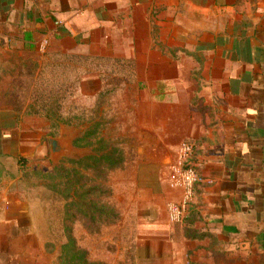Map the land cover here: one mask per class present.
Masks as SVG:
<instances>
[{"label": "crops", "instance_id": "0c3cea01", "mask_svg": "<svg viewBox=\"0 0 264 264\" xmlns=\"http://www.w3.org/2000/svg\"><path fill=\"white\" fill-rule=\"evenodd\" d=\"M163 27L176 44L171 57L187 53L202 82L180 85L187 94L170 106L173 136L160 137L157 150H138L133 164L124 152L111 171L124 221L133 234L144 226L138 250L147 264H264V0H0V45L19 53L20 76L28 59L142 58ZM18 113L0 109V222L25 229L35 203L28 167L46 150H16ZM184 139L194 144L199 180L176 225L167 204L182 190L170 186V167Z\"/></svg>", "mask_w": 264, "mask_h": 264}, {"label": "rangeland", "instance_id": "374dc122", "mask_svg": "<svg viewBox=\"0 0 264 264\" xmlns=\"http://www.w3.org/2000/svg\"><path fill=\"white\" fill-rule=\"evenodd\" d=\"M171 31L170 27L158 30V42L142 58L67 55L28 59L22 61L28 72L22 76L16 73L17 66H21V59L17 58L19 53L14 52L13 56L4 54L0 45V96L4 94L11 100H0L3 105L8 102L11 106L0 109L19 111V118L14 122L16 150H46L44 157L34 156L36 162L29 164L30 171H27L35 201L30 222L24 221L28 228L19 229L11 224L12 221L0 222V264H62L58 257L61 245L67 241L66 226L71 228L77 244L93 261L147 264L146 251L138 250V232L144 230V226L139 228L137 225L133 234L128 223L130 220L124 221V199L121 191L110 183L111 171L102 177L99 170L80 169L86 186L97 188L92 197L96 205L105 208L102 212L95 211V221L86 217L84 211L82 214L78 204L67 210L64 195L45 185L42 173L44 169L52 171L59 163L67 169L75 167L70 161L99 150L100 139L123 150L126 162L133 164L138 150H157L160 137L174 135L170 106L177 96L184 98L187 94L186 86L182 88L180 85L201 84L202 79L197 65L187 53L177 52L174 58L171 57V48L176 46L171 42ZM36 90L47 92L43 100L46 98L49 104H61L58 124L54 119L43 121L41 118L45 117L34 115L26 107L27 103L36 104ZM49 92L58 97H48ZM63 94L65 98H59ZM92 131L95 134L84 139ZM50 136L69 143L63 155L49 156ZM183 142L189 141H181L176 150ZM40 162L43 169L38 168L33 173V167ZM171 171L170 167V174ZM117 174L115 172L116 177ZM62 185L59 186L61 191ZM169 204L168 218L175 222ZM107 206L114 210L115 216ZM180 223L176 222V225ZM148 263L160 264V260Z\"/></svg>", "mask_w": 264, "mask_h": 264}, {"label": "trees", "instance_id": "16d2710c", "mask_svg": "<svg viewBox=\"0 0 264 264\" xmlns=\"http://www.w3.org/2000/svg\"><path fill=\"white\" fill-rule=\"evenodd\" d=\"M43 91L36 90V104H30L28 107L35 115L45 117L51 121L54 119L56 120L55 123L58 124V121L61 119V104H49L46 98L43 100V97L47 96V92L43 93ZM48 97L54 98L58 96L54 92H49ZM59 98L63 99L65 95L63 94ZM94 134L95 131L88 132L84 139H90ZM99 141V150H94L85 157L70 161L75 167L67 169L59 163L55 165L52 171L47 170L42 173L43 179L45 178L47 180V182L45 180V185L59 195H64L67 201L70 199V201H66L67 210L73 205L78 204L81 213L84 211V215L92 221L97 219L95 211L102 212L105 208L96 205L92 197L97 188L95 186H86L84 176L80 173V169L99 170L102 177H104L109 171L121 167L125 161L123 150L114 147L103 139ZM60 185L64 187L62 191L59 190ZM107 209L111 211L112 216H115L116 213L112 208L107 206ZM65 220H69V218H65ZM65 231L67 232V241L61 245L58 257L62 264H105L101 261L89 259L88 252L77 244L71 228L66 226Z\"/></svg>", "mask_w": 264, "mask_h": 264}, {"label": "built area", "instance_id": "2783aa9c", "mask_svg": "<svg viewBox=\"0 0 264 264\" xmlns=\"http://www.w3.org/2000/svg\"><path fill=\"white\" fill-rule=\"evenodd\" d=\"M193 149L192 142H183L177 150L175 162L171 165L170 185L182 190L180 200L170 204L171 217L175 222H182L185 219L195 196L196 183L199 180L198 171L190 161Z\"/></svg>", "mask_w": 264, "mask_h": 264}, {"label": "water", "instance_id": "95a60500", "mask_svg": "<svg viewBox=\"0 0 264 264\" xmlns=\"http://www.w3.org/2000/svg\"><path fill=\"white\" fill-rule=\"evenodd\" d=\"M49 146L51 156L52 158H55L63 155L67 151L69 143L65 139L50 136Z\"/></svg>", "mask_w": 264, "mask_h": 264}]
</instances>
